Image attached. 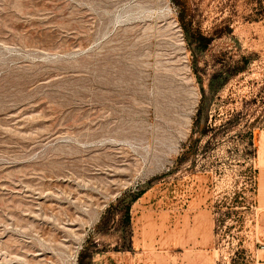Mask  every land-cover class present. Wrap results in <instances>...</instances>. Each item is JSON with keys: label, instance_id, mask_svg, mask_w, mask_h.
Returning a JSON list of instances; mask_svg holds the SVG:
<instances>
[{"label": "rangeland", "instance_id": "rangeland-1", "mask_svg": "<svg viewBox=\"0 0 264 264\" xmlns=\"http://www.w3.org/2000/svg\"><path fill=\"white\" fill-rule=\"evenodd\" d=\"M263 132L264 0H0V264L128 248L139 192L264 264Z\"/></svg>", "mask_w": 264, "mask_h": 264}, {"label": "crops", "instance_id": "crops-1", "mask_svg": "<svg viewBox=\"0 0 264 264\" xmlns=\"http://www.w3.org/2000/svg\"><path fill=\"white\" fill-rule=\"evenodd\" d=\"M130 203L128 216L131 237L128 248H112L92 252L85 264H196L197 254L203 249L194 244L191 231L172 200L162 199L150 203L147 192ZM135 213V217L134 214ZM201 217L204 222L196 232L201 242L209 238V216ZM196 242L198 241L195 240Z\"/></svg>", "mask_w": 264, "mask_h": 264}, {"label": "bare ground", "instance_id": "bare-ground-1", "mask_svg": "<svg viewBox=\"0 0 264 264\" xmlns=\"http://www.w3.org/2000/svg\"><path fill=\"white\" fill-rule=\"evenodd\" d=\"M258 149H259V152H262L264 150V132L260 135V138L258 141Z\"/></svg>", "mask_w": 264, "mask_h": 264}, {"label": "trees", "instance_id": "trees-1", "mask_svg": "<svg viewBox=\"0 0 264 264\" xmlns=\"http://www.w3.org/2000/svg\"><path fill=\"white\" fill-rule=\"evenodd\" d=\"M199 39L201 40V43H202L203 39H201V38H199ZM202 47H205V44H202ZM141 194H142L141 192L135 194V195L132 197V199L130 200V203L133 202V201H135V200H136ZM127 210H128V209H127ZM127 214H128V211H127Z\"/></svg>", "mask_w": 264, "mask_h": 264}]
</instances>
